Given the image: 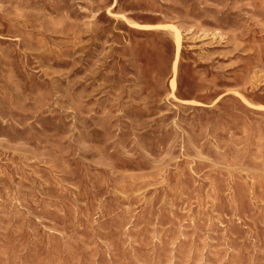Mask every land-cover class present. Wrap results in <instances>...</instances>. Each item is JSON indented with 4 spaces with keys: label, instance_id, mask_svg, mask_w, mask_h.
<instances>
[{
    "label": "rangeland",
    "instance_id": "374dc122",
    "mask_svg": "<svg viewBox=\"0 0 264 264\" xmlns=\"http://www.w3.org/2000/svg\"><path fill=\"white\" fill-rule=\"evenodd\" d=\"M0 264H264V0H0Z\"/></svg>",
    "mask_w": 264,
    "mask_h": 264
},
{
    "label": "bare ground",
    "instance_id": "6f19581e",
    "mask_svg": "<svg viewBox=\"0 0 264 264\" xmlns=\"http://www.w3.org/2000/svg\"><path fill=\"white\" fill-rule=\"evenodd\" d=\"M176 36H177V42H178V34H176Z\"/></svg>",
    "mask_w": 264,
    "mask_h": 264
}]
</instances>
